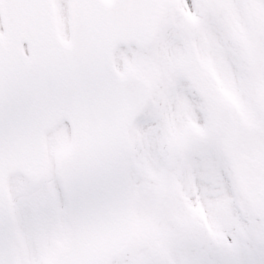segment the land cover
Instances as JSON below:
<instances>
[{
  "label": "snow or ice",
  "instance_id": "snow-or-ice-1",
  "mask_svg": "<svg viewBox=\"0 0 264 264\" xmlns=\"http://www.w3.org/2000/svg\"><path fill=\"white\" fill-rule=\"evenodd\" d=\"M0 264H264V0H0Z\"/></svg>",
  "mask_w": 264,
  "mask_h": 264
}]
</instances>
